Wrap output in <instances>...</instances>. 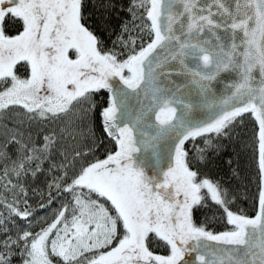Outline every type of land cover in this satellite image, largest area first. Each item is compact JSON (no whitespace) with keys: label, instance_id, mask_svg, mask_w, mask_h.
<instances>
[{"label":"snow or ice","instance_id":"6c2138e0","mask_svg":"<svg viewBox=\"0 0 264 264\" xmlns=\"http://www.w3.org/2000/svg\"><path fill=\"white\" fill-rule=\"evenodd\" d=\"M83 9V0H0V119L18 117L0 143V264H264V0H131L132 24L111 47ZM223 73L234 78L218 92ZM245 114L258 125L253 217L231 210L233 195L201 168L219 147L213 136L230 138ZM73 116L93 143L61 145L76 140ZM26 121L64 127L38 145ZM39 175L47 194H32L44 215L29 196ZM201 209L219 212L224 230L198 222Z\"/></svg>","mask_w":264,"mask_h":264},{"label":"trees","instance_id":"16d2710c","mask_svg":"<svg viewBox=\"0 0 264 264\" xmlns=\"http://www.w3.org/2000/svg\"><path fill=\"white\" fill-rule=\"evenodd\" d=\"M84 15L87 17V26L92 30L104 43L112 46V42L116 40L121 32L122 25L127 22L130 26L132 24L131 14L128 12V7L131 0H83ZM4 29L7 35H16L17 27L10 21H6ZM135 36V31L132 32ZM17 75L21 78H26L28 71L23 66V62L16 66ZM95 100L99 106H106L107 93L101 91L95 96ZM11 118H16L12 116ZM11 118L4 117L0 119V143H3V125L8 124L12 126ZM76 117L70 118L72 121L73 134H77L76 140L71 137H65L60 143L61 145H76L84 146L93 143V138L88 135L87 125H83V134H81L80 121H73ZM64 127V124L57 123L55 125H48L41 127L39 124L33 122L29 127L26 121L23 130L31 132L33 139L38 145H42L45 134H50L53 129L59 132V129ZM97 141L104 140V144L97 148L98 154L103 157L108 140L106 134L102 132V125L99 119L95 120L93 125ZM258 127L254 122V118L250 114H245L243 123H238L230 138H219L213 136L212 143L219 145L218 148H208L205 152L206 161L201 165L202 170L207 176L219 181L229 192L233 195L235 203L231 205V210L236 212H243L244 214L253 217L257 211L258 204V190H259V175L257 167L258 153L256 152V133ZM196 148H204V138H197L194 142ZM190 154L194 153L195 149L193 142H186ZM9 151L15 154V146L10 145ZM61 157L57 156V160ZM231 161V163H229ZM235 170V175L233 174ZM51 180V177H48ZM30 203L37 211L44 215L46 210L38 207L39 197L32 194V189L43 190L47 194V187L45 183V176L39 175L36 180L28 181ZM2 192V191H1ZM55 194V193H54ZM213 213L208 209H201L195 213L198 222H204L205 217H208L206 227L208 230L218 232L224 230V224L221 222L220 213L215 212V219L212 218ZM152 251L156 254H163V249L155 245L152 246ZM14 264H20L19 257L14 258Z\"/></svg>","mask_w":264,"mask_h":264},{"label":"water","instance_id":"95a60500","mask_svg":"<svg viewBox=\"0 0 264 264\" xmlns=\"http://www.w3.org/2000/svg\"><path fill=\"white\" fill-rule=\"evenodd\" d=\"M233 78L234 77L232 76V74L223 73L222 74L223 83H218V84H215L214 86H215V88L217 89L218 92L222 91L227 83L232 82ZM175 79H177V82H180V78H175ZM193 99H195V97H193ZM133 103H135V102H133ZM195 115H199V114L196 113ZM257 127H258V125H257ZM257 210H258V204H257Z\"/></svg>","mask_w":264,"mask_h":264},{"label":"rangeland","instance_id":"374dc122","mask_svg":"<svg viewBox=\"0 0 264 264\" xmlns=\"http://www.w3.org/2000/svg\"><path fill=\"white\" fill-rule=\"evenodd\" d=\"M77 118H75V119H73V121H75V122H77ZM95 123V122H94ZM80 124H81V122H80ZM87 125V124H86ZM0 128H1V126H0ZM75 136L77 137V134H75ZM72 139V138H71ZM0 170H2V165H0ZM3 192V189H2V187H0V192Z\"/></svg>","mask_w":264,"mask_h":264}]
</instances>
